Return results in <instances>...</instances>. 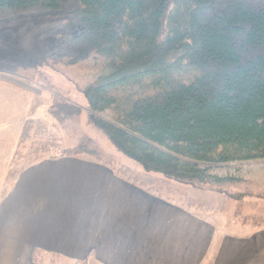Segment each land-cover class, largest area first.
I'll use <instances>...</instances> for the list:
<instances>
[{"label":"trees","instance_id":"trees-1","mask_svg":"<svg viewBox=\"0 0 264 264\" xmlns=\"http://www.w3.org/2000/svg\"><path fill=\"white\" fill-rule=\"evenodd\" d=\"M167 2L0 0V23L63 12L72 17L68 24H81L52 58L97 73L74 87L88 102L89 125L129 165L103 160L81 138L50 159L91 155L168 198L184 189L217 193L236 203L238 216L250 199L264 201V0H173L166 11ZM82 110L53 94L50 112L60 125ZM255 215L229 223L264 228ZM33 261L64 264L39 250Z\"/></svg>","mask_w":264,"mask_h":264},{"label":"crops","instance_id":"crops-1","mask_svg":"<svg viewBox=\"0 0 264 264\" xmlns=\"http://www.w3.org/2000/svg\"><path fill=\"white\" fill-rule=\"evenodd\" d=\"M4 75L22 79L0 71V264H38L37 250L85 264H264V228H221L226 214L204 198L186 206L92 157L29 154L36 122L57 125L41 113L51 100Z\"/></svg>","mask_w":264,"mask_h":264},{"label":"rangeland","instance_id":"rangeland-1","mask_svg":"<svg viewBox=\"0 0 264 264\" xmlns=\"http://www.w3.org/2000/svg\"><path fill=\"white\" fill-rule=\"evenodd\" d=\"M172 2L173 0H168L166 11H168ZM165 18L166 12L164 13V21ZM71 20V15L63 12H40L24 19L15 18L9 22L6 21L5 23V20H3L0 23V71L14 74L24 81L36 84L44 92L41 95L44 102L46 97H49L52 102L53 94H56L68 101L79 104L83 108L80 117L66 122L65 126L60 125L54 119L57 125L52 127L50 132L43 131V125L36 122L35 126L31 128L32 130H29L25 147L29 149V154L31 152H35L36 155L40 152H51L50 156L61 155L63 150L73 148L81 138L83 144H88L91 141L93 150L98 155L100 154L103 160L112 158L120 164L124 162L125 165H129V159H124L125 157L113 147L102 132L89 125L85 109L88 102L85 96L74 87L76 82L83 83L94 80L97 73L62 66L52 58L53 54L61 52L60 40L62 37L66 35L77 36L82 32L81 24H68ZM46 108L47 104L42 107V109ZM41 113L46 116L51 115L48 111H41ZM48 145L51 147L48 148ZM79 156H88L95 159V157L87 154ZM174 190H176V187ZM184 190H187L182 191L185 197L182 193H175L171 196L174 200L184 203L186 206L191 204L201 206L203 202L199 198H204L207 203L203 204L205 208L226 214L218 215L221 228L228 227L229 230H235L236 227L244 228L239 224H235L236 226L229 224V220L233 218L242 220L243 217H253L256 213L258 218L264 219V201L250 199L249 204L243 206L237 216L236 203L225 196L207 191ZM50 255L51 253H48V257ZM59 256L64 259V264H68L65 256Z\"/></svg>","mask_w":264,"mask_h":264}]
</instances>
